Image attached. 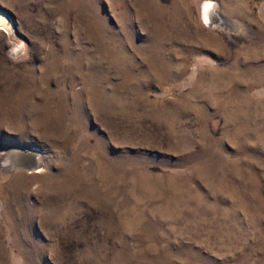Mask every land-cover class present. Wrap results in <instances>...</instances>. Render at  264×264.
Listing matches in <instances>:
<instances>
[{
  "label": "rangeland",
  "instance_id": "rangeland-1",
  "mask_svg": "<svg viewBox=\"0 0 264 264\" xmlns=\"http://www.w3.org/2000/svg\"><path fill=\"white\" fill-rule=\"evenodd\" d=\"M0 17V264H264V0Z\"/></svg>",
  "mask_w": 264,
  "mask_h": 264
},
{
  "label": "bare ground",
  "instance_id": "bare-ground-1",
  "mask_svg": "<svg viewBox=\"0 0 264 264\" xmlns=\"http://www.w3.org/2000/svg\"><path fill=\"white\" fill-rule=\"evenodd\" d=\"M203 11H204V14H203L204 15L203 16L204 17V21L208 25H210L214 21H216L215 19H217L218 13H217L216 6L213 3L206 2L205 6L203 7ZM12 27H13V23L9 19H7V17L6 18L0 17V28L6 29V30H12ZM17 49L18 48H15V51H17ZM19 50H20V48L18 49V51ZM8 158H9V156H6V158H5V165H8V162H9V159ZM34 159L36 160V163L39 164V163H41L42 157H39V155H38ZM42 162H44V161L42 160Z\"/></svg>",
  "mask_w": 264,
  "mask_h": 264
}]
</instances>
